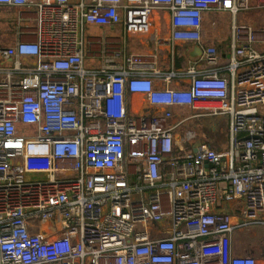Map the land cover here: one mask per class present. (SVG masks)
Returning a JSON list of instances; mask_svg holds the SVG:
<instances>
[{
  "label": "built area",
  "instance_id": "built-area-1",
  "mask_svg": "<svg viewBox=\"0 0 264 264\" xmlns=\"http://www.w3.org/2000/svg\"><path fill=\"white\" fill-rule=\"evenodd\" d=\"M264 0H0L16 40L0 41V264H264L234 234L264 230V29L237 22ZM167 14L171 44L204 14L232 17L226 72L162 73L155 58L110 56L86 26L144 34ZM162 78L163 87L153 77ZM176 81L177 86H170ZM143 95L144 113L128 109ZM171 107L226 117L227 148L176 131ZM197 135V136H196Z\"/></svg>",
  "mask_w": 264,
  "mask_h": 264
},
{
  "label": "crops",
  "instance_id": "crops-1",
  "mask_svg": "<svg viewBox=\"0 0 264 264\" xmlns=\"http://www.w3.org/2000/svg\"><path fill=\"white\" fill-rule=\"evenodd\" d=\"M252 3H255L256 0H251ZM255 11L250 12H242L239 13V18L242 20L248 19L249 17H253ZM219 13L223 14V17L220 19L223 21L226 16L230 15L229 13L225 12H206L204 14V20H203V30H202V40H201V46H210L215 47L218 54L217 64L214 66L207 65L205 62L201 61L200 56L198 53H196V49L198 48L197 42L195 41H174L173 44L170 42V37L168 33V26L166 23L167 20V14L165 12H160V16L156 18L153 27L150 28V31L144 34H124L122 27L117 26L113 29H109L106 27H100L102 32V36L107 37L109 41V46H111V50L109 51L110 56H104L102 54L101 56V50L102 47L97 49V52L100 53L99 55L95 57H86V65L94 67L99 66L103 63V59L105 57H111L114 56L115 61L119 62L121 61L120 57H117L113 55L114 50L118 48L120 51V55H138L142 57H149L153 56L155 58V62L157 65V68L162 73H169L171 71H175L177 73L182 72L184 74V71L188 68V66L196 63V68L198 71H207L216 69L217 71L221 73H225L226 69L225 67L228 64L229 57L231 54L230 50V36H231V30L229 35V46L227 44H224V47L219 45L221 39L220 32H224L223 27H216L214 28V35L215 42H209L210 37L207 35V31L210 29L209 25H213L215 27V23L219 22L218 15ZM237 15V16H238ZM259 15V14H256ZM231 16V15H230ZM249 16V17H248ZM14 16L11 14H8L5 10L0 12V41L2 43L11 45L15 40V36L13 33L12 25L9 22V19L13 18ZM232 18V17H231ZM258 21L257 16H254L253 20ZM264 19V16L263 18ZM237 20V18H236ZM11 21V20H10ZM9 22V25H8ZM243 22V21H242ZM8 25V26H7ZM252 26H264V23H259L253 21ZM119 31L120 35L117 37H108L109 32L113 30ZM221 46V47H220ZM153 82L155 86L163 87L166 85V83L162 80V78L154 76ZM178 83L176 81L171 82L170 86L175 87ZM148 103L145 100L143 95L140 94H132L129 97L128 102V109L131 114L138 115L141 113H144L147 110ZM171 111L175 116H183L187 117L188 119L184 122V124H188L194 127L191 130L194 131L197 135H201L205 137V139H202V141H205V143L210 144L211 146L220 147V148H227L229 144V139L225 137L219 138V140L216 141L215 135L216 132H222L221 128L217 127V124L220 121H227L226 117H211V116H205L199 111L191 110L188 107H171ZM183 124V125H184ZM213 138V139H212ZM236 233L234 234V239L232 242V250L235 254H251L253 256H258L260 253V247L258 246H249V245H242L239 246L236 243L235 238Z\"/></svg>",
  "mask_w": 264,
  "mask_h": 264
},
{
  "label": "rangeland",
  "instance_id": "rangeland-1",
  "mask_svg": "<svg viewBox=\"0 0 264 264\" xmlns=\"http://www.w3.org/2000/svg\"><path fill=\"white\" fill-rule=\"evenodd\" d=\"M253 11H255L253 13H255L254 16H257L258 21H256V19L253 20L254 16L253 17H249L248 16L249 17L248 19L245 18V20H242L243 23H246L248 25H252L253 21L259 22V23H264V19H262L263 16H264V8L263 9L253 10ZM251 13H252V11H251ZM256 14H259V15H256ZM239 15L237 16V22L238 23L241 20L239 18ZM222 17H223V14L219 13L218 18H217L219 20V22L215 23L216 24L215 27L213 25H209L210 29L207 31V35L210 37L209 42H213V41L215 42L214 38L216 36L214 35V28L223 27L224 32L223 33L220 32L221 35L219 36L220 37L219 39H221V41L218 44L219 45L222 44L221 46L224 47V44H227V46H229V35H230V30H231L230 28H231V24H232V18H231L230 15H228V16L225 17V19L223 21H221L220 19ZM8 25H9V22H8ZM254 27H256L257 29H264V26H254ZM106 35H109L108 37L110 38V37H117V36L120 35V33H119L118 29H117V30H113V31L109 32ZM101 37H102V32H101V29H99V26H86L85 27V29H84V40L85 41L88 38H101ZM214 124H217V127L222 129V132H216V135H215L216 136L215 137L216 141L219 140V138H222V137L226 138V136H227V138H228V135H227V129H228L227 121H220V122L214 123ZM192 128H194V127L192 126ZM192 128H191L190 125L184 124L181 128H179L176 131L182 133L184 131L191 130ZM197 138L198 139H205V137H203L201 135H198ZM263 233H264V230H263V228L261 226H252L250 228H246L243 231H241L239 233H236V235H235L236 243L239 246H242V245L258 246L260 241H261V239H262Z\"/></svg>",
  "mask_w": 264,
  "mask_h": 264
},
{
  "label": "water",
  "instance_id": "water-1",
  "mask_svg": "<svg viewBox=\"0 0 264 264\" xmlns=\"http://www.w3.org/2000/svg\"><path fill=\"white\" fill-rule=\"evenodd\" d=\"M195 51H196V53L199 54V56H200L201 53H202V51H201V49H200L199 47H198ZM203 142H204V141L199 142V143H195L194 146H193V151L195 152V151H196V148H197L198 146H200Z\"/></svg>",
  "mask_w": 264,
  "mask_h": 264
}]
</instances>
